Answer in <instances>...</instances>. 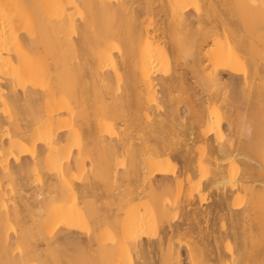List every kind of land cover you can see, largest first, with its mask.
I'll return each instance as SVG.
<instances>
[{
	"label": "bare ground",
	"instance_id": "1",
	"mask_svg": "<svg viewBox=\"0 0 264 264\" xmlns=\"http://www.w3.org/2000/svg\"><path fill=\"white\" fill-rule=\"evenodd\" d=\"M0 264H264V0H0Z\"/></svg>",
	"mask_w": 264,
	"mask_h": 264
},
{
	"label": "rangeland",
	"instance_id": "2",
	"mask_svg": "<svg viewBox=\"0 0 264 264\" xmlns=\"http://www.w3.org/2000/svg\"><path fill=\"white\" fill-rule=\"evenodd\" d=\"M171 74H173L172 72L170 73V75ZM225 77H227L228 78V76L227 75H225ZM211 193H212V191H210V192H208L207 193V195H206V198H209V196H211ZM213 195V194H212ZM213 197V196H212ZM213 200V199H212ZM211 200V201H212ZM207 202H210V199H208V201ZM184 250H182V254L184 255L185 254V251L183 252ZM184 258H185V255H184Z\"/></svg>",
	"mask_w": 264,
	"mask_h": 264
}]
</instances>
